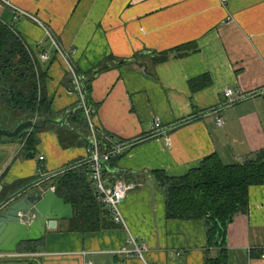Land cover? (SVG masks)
<instances>
[{"label": "crops", "instance_id": "0c3cea01", "mask_svg": "<svg viewBox=\"0 0 264 264\" xmlns=\"http://www.w3.org/2000/svg\"><path fill=\"white\" fill-rule=\"evenodd\" d=\"M5 2L42 23L70 53L78 72L89 76L94 127L114 143H130L107 165L106 176L135 186L121 203L126 229L103 217L106 229L82 234L72 231L71 219L58 221L39 241L21 244L36 248L35 264H206L215 259L217 249L206 248L203 221L165 219L164 194L150 172L181 177L213 154L224 164H236L264 148V0L0 1V22L15 23L16 35L46 72L41 94L58 120L77 101L65 66L42 27ZM43 52L47 61L40 60ZM135 60L146 69L133 65ZM226 88L247 98L224 106ZM216 116L223 120L221 127ZM68 119L62 127L39 130L27 151L23 142L14 152L13 145L1 146L3 197L36 182L56 194L58 180L70 172L81 174L78 188L88 187L94 195L88 165L59 174L85 154L86 130ZM155 119L165 133H151ZM38 165L48 179L35 175ZM21 181L33 183L10 191ZM248 206L247 215L234 217L227 228L226 264H264L258 251L264 246V186L249 188ZM129 236L143 249V260L116 255L130 247Z\"/></svg>", "mask_w": 264, "mask_h": 264}, {"label": "trees", "instance_id": "16d2710c", "mask_svg": "<svg viewBox=\"0 0 264 264\" xmlns=\"http://www.w3.org/2000/svg\"><path fill=\"white\" fill-rule=\"evenodd\" d=\"M15 26V23L6 26L0 22V107L21 114L23 120L36 118L40 122L43 118H52L50 103L41 94L46 72L41 70L39 58L34 57L16 35ZM75 71L80 78L84 101L95 113V106L90 100V78L81 75L77 69ZM67 86L69 90L75 91L68 75ZM69 112V116L63 117L66 120L69 117L72 125L87 130V122L80 104L76 102ZM37 132L22 135L21 141L24 142L26 151L35 144ZM82 140L87 146L86 136L82 137ZM116 159L118 157L114 160ZM150 176L164 194L165 219L203 221L206 248L217 249V257L207 259L206 264H226L227 228L234 217L247 215L249 188L264 186V148L246 155L236 164H224L213 154L184 176L167 177L159 171L150 172ZM82 179L81 174L70 172L57 182L61 189L59 192L56 189V194L73 208L70 221L72 231L85 234L106 229V220L113 223L110 214L95 194L92 195L90 188H78ZM31 183L33 182L21 181L9 190L14 192L24 189ZM0 198L4 199L6 196L0 194ZM17 252L37 253L36 248L29 244L25 248L20 245ZM3 264H35V260L21 259Z\"/></svg>", "mask_w": 264, "mask_h": 264}, {"label": "built area", "instance_id": "2783aa9c", "mask_svg": "<svg viewBox=\"0 0 264 264\" xmlns=\"http://www.w3.org/2000/svg\"><path fill=\"white\" fill-rule=\"evenodd\" d=\"M2 1V0H0ZM228 0H221V3H225ZM4 2V1H3ZM9 7L13 8L16 15L26 16L31 18V20L35 21L38 25L42 27L44 30L45 36L47 39H49L53 50L56 55L59 56L61 61L63 62L66 74L70 79L72 80V84L75 87V91H73L76 94L77 97V103L80 104V109L82 110L84 117L87 122V130H86V138L88 141L87 146L85 147V154L83 160L79 161L72 167H68L66 169H63L59 172H65L69 169H72L74 167H80L82 165H88L90 168V177L94 188V194L96 198L100 201L102 206L109 212L110 218L112 222L115 225L122 226L126 229L127 225L124 220V217L122 215L121 211V203L124 201L126 195L135 189V186L133 184L127 183L123 180L117 179V178H108L106 176V167L111 162V160L120 157L124 149L130 144L129 142H117L114 143L112 141V138L109 134L106 132L97 129L93 125V115L94 111L90 109L83 98L81 87H80V78L78 77L76 73V68L74 67V64L71 61L70 53L66 50H64L60 44L59 41L54 37V35L43 27L42 23H40L37 19L27 15L23 11H20L19 9H16L15 7L11 6L10 4L6 3ZM41 61H47L48 60V53L43 52L40 55ZM224 96V106H231L235 105L247 98L246 95H234V91L231 88H226L223 91ZM36 118H33L32 120L35 121ZM215 124L218 127H221L223 125V120L220 116H216L215 118ZM165 128L161 126L160 120L155 119L152 125V134H163L165 133ZM24 144V142H23ZM43 161V157H39V162ZM42 167L40 165L36 166L35 169V175L37 177L42 178L44 174L42 173ZM43 180L48 179V177L42 178ZM42 182H36L32 184L30 187H35L41 185ZM29 187V188H30ZM28 188V189H29ZM20 218L23 220V216L20 215ZM126 244L130 246L129 248L123 247L120 250L116 252V255H123L127 258H133L138 257L139 259L143 260V249L138 245L137 240L129 236ZM259 257L264 258V246L259 247ZM35 254H27V253H7L2 252L0 253V262L1 263H8L11 261H17L21 259H33L36 257Z\"/></svg>", "mask_w": 264, "mask_h": 264}, {"label": "water", "instance_id": "95a60500", "mask_svg": "<svg viewBox=\"0 0 264 264\" xmlns=\"http://www.w3.org/2000/svg\"><path fill=\"white\" fill-rule=\"evenodd\" d=\"M132 63L140 69H146V65L139 60ZM65 120V117L58 120L43 118L40 122L26 119L13 128H0V143H14L23 134L39 131L47 125L62 127ZM27 156L32 155L29 153ZM1 191L2 185L0 194ZM72 217V206L52 189L35 186L17 194H9L0 203V253H14L21 244L37 242L45 236L46 230L55 229L58 221L70 220Z\"/></svg>", "mask_w": 264, "mask_h": 264}, {"label": "rangeland", "instance_id": "374dc122", "mask_svg": "<svg viewBox=\"0 0 264 264\" xmlns=\"http://www.w3.org/2000/svg\"><path fill=\"white\" fill-rule=\"evenodd\" d=\"M23 119H24V117L21 114H19V113H13L9 109H7V108L0 107V125L2 127H4V128H6V127H12L15 124L23 121ZM21 142L20 141H16L13 144H7V143L2 144V143H0V148L3 145H9V146L10 145H13L12 147H13V152H14L17 149H20L19 145H20ZM2 161H3V157L1 158V162ZM23 248H25V246H23ZM16 253H18V252L16 251ZM0 264H3V263L0 262Z\"/></svg>", "mask_w": 264, "mask_h": 264}, {"label": "flooded vegetation", "instance_id": "af4514ba", "mask_svg": "<svg viewBox=\"0 0 264 264\" xmlns=\"http://www.w3.org/2000/svg\"><path fill=\"white\" fill-rule=\"evenodd\" d=\"M13 127H14V126H12V127H6V129H7V128H9V129H10V128H13ZM0 128H4V127H2V126L0 125ZM26 135H28V134H26ZM22 138H23V137L21 136V137H20V139H19L18 141H20V142H21ZM0 200L2 201L3 199H2V198H0ZM1 201H0V203H1Z\"/></svg>", "mask_w": 264, "mask_h": 264}]
</instances>
